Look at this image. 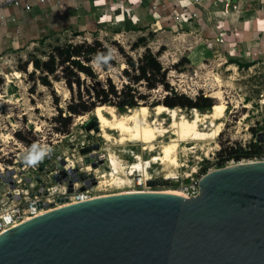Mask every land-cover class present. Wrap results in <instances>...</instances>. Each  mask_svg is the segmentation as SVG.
I'll use <instances>...</instances> for the list:
<instances>
[{
    "label": "rangeland",
    "instance_id": "1",
    "mask_svg": "<svg viewBox=\"0 0 264 264\" xmlns=\"http://www.w3.org/2000/svg\"><path fill=\"white\" fill-rule=\"evenodd\" d=\"M101 8L95 15L90 18L86 15L84 20L72 26L59 24L50 32L47 29L32 31L31 28L28 31L31 35L27 36H30L29 41L25 44L13 38L7 43L5 35H1L0 162L3 166L11 165L16 154L19 152L22 156L25 147L31 144L40 150L49 144V152L53 155L62 149H74L87 136L91 137L95 148L103 152L111 149L125 157L127 162L124 163L133 161L132 157L123 154L125 152H139L144 159L156 156L148 167V175L157 178L167 174H179L184 178L195 171L205 173L227 163L245 161V157L240 160L230 157L222 166L218 164L226 154L222 151L221 155L220 150L231 146L247 148L250 141L260 144V159H264V139L258 140L264 132V0H104ZM93 36L110 47L121 66L122 53L116 49L118 45L134 58L149 47L167 68V80L174 90L190 97L203 93L212 96L214 102L219 100L218 94L224 102V123L220 133L211 142L184 139L183 144L189 149L178 153L184 165L174 168L175 174L162 159L160 149L162 141L169 140L170 132H165L164 137H155L152 151L141 149L139 143L110 144L111 141L96 133L98 130L94 125L86 128L96 119L92 109L80 113L86 116L84 121L77 119L78 114L69 113L70 93L62 80L54 79L51 86H46L17 69V65L31 54L43 58L55 44L69 39L91 40ZM32 40L36 42L31 43ZM117 71L116 67L110 70L115 81H118ZM149 92L146 105L153 114L151 101L162 100L165 91L158 86ZM181 108L187 117H191L190 107ZM59 111L61 116L70 115L67 126L59 120ZM117 112L120 111L117 109ZM161 119L164 124H169L166 114ZM199 128L206 129V123H199ZM17 132L21 133L22 139ZM111 132L117 136L115 129ZM64 133L66 135L62 137ZM179 137L184 136L180 134ZM105 168L103 165L102 169ZM141 173L136 170L133 175ZM127 185H104L107 188L103 190L119 192Z\"/></svg>",
    "mask_w": 264,
    "mask_h": 264
},
{
    "label": "water",
    "instance_id": "2",
    "mask_svg": "<svg viewBox=\"0 0 264 264\" xmlns=\"http://www.w3.org/2000/svg\"><path fill=\"white\" fill-rule=\"evenodd\" d=\"M0 264H264V159L220 167L195 196L137 189L38 214L0 234Z\"/></svg>",
    "mask_w": 264,
    "mask_h": 264
},
{
    "label": "trees",
    "instance_id": "3",
    "mask_svg": "<svg viewBox=\"0 0 264 264\" xmlns=\"http://www.w3.org/2000/svg\"><path fill=\"white\" fill-rule=\"evenodd\" d=\"M116 49L122 53L123 66L114 57L110 47L97 36H93L91 40H67L53 45L44 53L43 58L31 54L30 58L17 65V69L27 72L34 82L38 80L46 86H51L54 79L62 80L70 93L67 110L71 114L91 110L97 104L114 105L120 112H124L129 107L146 104L150 99L149 91L158 86L163 88L165 94L162 100H152L151 105L161 102L169 107H196L199 110H209L214 103L212 96L203 93L190 97L174 90L167 80V68L149 47H145L137 58L126 53L119 45ZM114 67L118 69L116 72L118 81L110 74ZM141 87L146 90H142ZM58 118L64 126H67L71 119L70 115L61 116L60 111ZM17 135L22 139L20 132H17ZM222 151L226 154L218 161L220 166L230 157L240 160L244 157L259 156L260 144L250 141L247 148L231 146L220 150V154Z\"/></svg>",
    "mask_w": 264,
    "mask_h": 264
},
{
    "label": "built area",
    "instance_id": "4",
    "mask_svg": "<svg viewBox=\"0 0 264 264\" xmlns=\"http://www.w3.org/2000/svg\"><path fill=\"white\" fill-rule=\"evenodd\" d=\"M15 8L29 10L32 3L28 0H4ZM42 5L61 4L60 0H37ZM3 15L0 14V23ZM13 19V18H11ZM65 115V114H64ZM81 123V122H80ZM66 133L62 134L64 137ZM51 146L46 144L41 150L37 145L31 144L25 147L22 156L19 152L13 158L11 165L2 164L0 169V234L13 226L33 216L52 210L56 207L91 199L106 192L99 186L97 169L105 165L106 154L99 148H95L91 137H85L77 143L74 149L59 150L52 155L49 152ZM90 147L89 150H80ZM124 155L135 159V153L125 152ZM70 157V160H69ZM259 156L246 159H260ZM122 158V157H121ZM123 161L127 160L122 158ZM263 159V158H262ZM12 170L10 174H6ZM86 177L81 179V174ZM203 172L189 173L184 178L179 174L171 176L153 177L142 174H131V184L125 190L137 189H172L184 193L186 196H195L199 193ZM58 178H57V177ZM77 176V179L75 177ZM11 178L13 186L10 187L8 178ZM168 180L164 184H153L156 180ZM71 185V190H69ZM121 192V191H119ZM17 196V197H16Z\"/></svg>",
    "mask_w": 264,
    "mask_h": 264
},
{
    "label": "bare ground",
    "instance_id": "5",
    "mask_svg": "<svg viewBox=\"0 0 264 264\" xmlns=\"http://www.w3.org/2000/svg\"><path fill=\"white\" fill-rule=\"evenodd\" d=\"M216 98L219 100L214 102L209 110L201 111L196 107H191V117H187L179 106L169 107L162 103L153 106V114H150L149 107L146 104L129 107L124 112H117L114 105L97 104L92 109V113L97 121L98 131L96 133L111 141L110 144L127 146L128 143H139L141 149L147 148L149 151H152L155 148V137L163 136L167 131L170 132L169 140L162 141L160 149L163 151L162 159L167 161L168 167L172 168L171 172L175 174L176 172L172 170L184 165L178 153L181 150L185 153L189 149V147L183 144L184 139L211 142L220 133L224 123L225 104L221 101L218 94ZM163 114H166L169 118L168 125L164 124L161 119ZM77 119L84 121L86 120V116L78 114ZM199 123H206L207 128L200 129ZM112 129L116 130L117 136L112 134ZM180 134L184 137H179ZM205 151H208V148H205ZM104 153L107 157L105 161L106 168L95 170L100 187L102 185L113 187V185L129 184L131 183L130 175L136 170H141V174L146 177L149 174L148 167L156 160V156L152 158L148 156V158L144 159L138 152L135 153L133 161L124 163L123 159L113 150L108 149ZM232 164L235 163H227L226 165ZM2 167V164H0V169ZM219 169L220 167H216L205 172L201 180L203 181L207 176ZM171 176V174H167L168 178ZM102 188L105 189L107 187Z\"/></svg>",
    "mask_w": 264,
    "mask_h": 264
},
{
    "label": "crops",
    "instance_id": "6",
    "mask_svg": "<svg viewBox=\"0 0 264 264\" xmlns=\"http://www.w3.org/2000/svg\"><path fill=\"white\" fill-rule=\"evenodd\" d=\"M28 1L32 3V6L29 10H25L11 7L4 0H0V14L4 16L2 23H0V37L5 35L7 43L13 38L20 39L25 44L29 41L27 38L30 36H27L31 35V33H28L31 28L32 31L47 29L46 31L50 32L59 24L72 26L80 23L86 15L90 18V16L101 11L104 0H60V5H42L37 0ZM52 2L55 3L56 0H52ZM30 42L35 43L36 41L32 40Z\"/></svg>",
    "mask_w": 264,
    "mask_h": 264
}]
</instances>
